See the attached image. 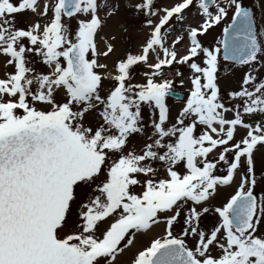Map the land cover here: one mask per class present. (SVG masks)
<instances>
[{
    "label": "snow or ice",
    "instance_id": "1",
    "mask_svg": "<svg viewBox=\"0 0 264 264\" xmlns=\"http://www.w3.org/2000/svg\"><path fill=\"white\" fill-rule=\"evenodd\" d=\"M0 264H264V0H0Z\"/></svg>",
    "mask_w": 264,
    "mask_h": 264
},
{
    "label": "rangeland",
    "instance_id": "2",
    "mask_svg": "<svg viewBox=\"0 0 264 264\" xmlns=\"http://www.w3.org/2000/svg\"><path fill=\"white\" fill-rule=\"evenodd\" d=\"M210 39H211V37H210Z\"/></svg>",
    "mask_w": 264,
    "mask_h": 264
}]
</instances>
